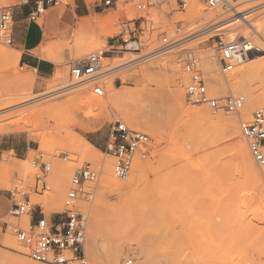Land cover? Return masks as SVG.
<instances>
[{
    "label": "rangeland",
    "instance_id": "rangeland-1",
    "mask_svg": "<svg viewBox=\"0 0 264 264\" xmlns=\"http://www.w3.org/2000/svg\"><path fill=\"white\" fill-rule=\"evenodd\" d=\"M185 1L188 6L183 9L180 0H118L70 36L47 46L44 57L61 66L44 82L34 70L23 66L21 57L17 59L20 52L0 42V127H23V131L0 133V224L9 225L0 233V264H23V260L40 264L30 259L13 231L15 227H29L30 217L18 219L9 214L10 206L24 199L44 204L49 219L63 212L66 200H75L78 210L87 216L84 264H113V257L114 264H264V197L259 190H264V169L251 157L258 189L240 167L232 145L237 132L244 139L241 123L250 121L258 110L252 99L264 102V71L249 69L264 61V30L259 35L254 31L256 23L264 25V0L238 3V10H246L255 20V29L240 18L238 29L224 26L214 32L216 36L211 33L198 42L158 52L163 37L170 42L192 37L195 30L188 25L196 15L212 16L200 25L209 28L224 13L210 9L204 0ZM18 2L0 0V10ZM141 4L147 8L140 10ZM231 16L222 17L228 20ZM127 29L133 32L131 37ZM124 35L136 43L126 47L122 44ZM220 39L233 45L236 65L227 75L219 66ZM244 39L263 53L245 61L239 49ZM100 51L115 52L113 58L104 55L101 61L103 71L112 70L102 81L104 97L95 96L88 85L74 86L71 78L73 65ZM190 52L199 59L200 72L212 97L245 98L239 113L188 103L191 76L184 63ZM151 54L156 55L145 60ZM132 59L133 63L122 65ZM117 65L122 66L113 68ZM58 75L63 78L58 80ZM240 75L245 84L230 87V78L241 79ZM180 92L186 114L177 107ZM120 93L128 97L120 101ZM195 111L225 119L233 128L196 122ZM116 122L152 140L150 155L135 160L125 181L114 176L117 160L106 150ZM44 138L45 142L41 140ZM86 141L95 144L97 151H91ZM79 148L92 159H84ZM109 162L114 163L111 175L105 169ZM137 162L144 163L147 170L131 186ZM35 163L42 169L43 164L51 165L46 174L50 185L47 192L36 190L40 171ZM87 164L101 172L97 183L86 186V192L94 194L90 203L71 184L74 173ZM63 172L67 179L64 182L60 179ZM105 179L122 185L120 190L103 193ZM103 197L106 201L97 211ZM11 242L19 249L11 247Z\"/></svg>",
    "mask_w": 264,
    "mask_h": 264
},
{
    "label": "built area",
    "instance_id": "built-area-1",
    "mask_svg": "<svg viewBox=\"0 0 264 264\" xmlns=\"http://www.w3.org/2000/svg\"><path fill=\"white\" fill-rule=\"evenodd\" d=\"M240 0H204L210 9H221L225 15H232L228 20L236 18L237 5ZM95 2L106 9L112 8L118 0H95ZM63 3V0H46L37 2V9L31 15L30 19L35 21L37 17L44 12L45 6H56ZM185 0H180V7L187 8ZM13 6H6L0 10V42L12 46V27L14 16ZM140 10L147 8L146 4L138 6ZM226 19V21H228ZM215 20L213 23L218 22ZM225 20L221 23L226 22ZM218 23L216 25H219ZM215 25V26H216ZM214 27V26H213ZM208 28L209 32L217 29ZM129 32V29H127ZM133 32H129L131 37ZM218 33H214L216 36ZM122 38V44L131 43V39ZM179 42H170L167 37L162 38V47L158 52L165 53L174 48ZM241 47V48H240ZM239 48L245 52L254 51V45L246 41L239 44ZM219 66L223 75L234 70L236 65L233 53V45L225 44L221 39L218 43ZM107 52L100 51L94 55L71 67V78L74 86H90L92 92L97 97L105 96V88L102 83L104 77L110 71H103L101 61ZM184 69L191 76L190 84L187 87V101L192 106L209 105L211 108L218 110L224 109L232 113H239L245 106L244 97L229 96L222 99L212 97L205 85L203 75L200 72L199 59L195 53H187V60L184 63ZM241 132L247 141L249 151L256 165L264 169V110L254 112L248 122L241 123ZM151 138L149 135L135 129L129 128L122 122H116L111 128L110 137L106 150L117 160L114 176L122 181L129 178L134 162L137 158L146 159L151 152ZM2 155L0 152V162ZM40 171L37 179L36 190L44 193L50 190L46 174L51 170L50 164H43V169L37 163L34 164ZM101 172L87 164L82 169L77 170L71 184L79 194L84 195V201L90 203L94 194L91 191L86 192L88 184H95L99 181ZM0 190V195L2 194ZM14 198L15 194L11 193ZM75 200L68 199L65 202L63 212L57 213L50 219L45 213L44 204H34L30 199H24L14 203L9 208V214L14 218L28 216L31 218L27 229L15 227L14 234L17 241L23 245L28 252L30 259L40 264H75L86 263V254L84 245L87 237V216L81 213L75 205ZM9 225L0 224V233ZM127 264H132L129 262Z\"/></svg>",
    "mask_w": 264,
    "mask_h": 264
},
{
    "label": "crops",
    "instance_id": "crops-1",
    "mask_svg": "<svg viewBox=\"0 0 264 264\" xmlns=\"http://www.w3.org/2000/svg\"><path fill=\"white\" fill-rule=\"evenodd\" d=\"M39 1L46 0H19L13 5L12 46L20 52L16 57L18 60L21 57L23 66L34 70L44 82L53 77L61 65L53 59L39 56L37 52L46 53V47L50 43L70 36L77 27L103 14L106 8L95 1L89 3L87 0H68V3L45 6L44 12L32 21L30 17L36 11ZM114 56L113 51L105 54L108 59ZM90 144L95 147L92 142Z\"/></svg>",
    "mask_w": 264,
    "mask_h": 264
},
{
    "label": "bare ground",
    "instance_id": "bare-ground-1",
    "mask_svg": "<svg viewBox=\"0 0 264 264\" xmlns=\"http://www.w3.org/2000/svg\"><path fill=\"white\" fill-rule=\"evenodd\" d=\"M153 1V0H152ZM156 1V0H155ZM252 1V0H251ZM242 4V3H241ZM262 5V4H261ZM235 6H237V14H236V18H234V19H231V20H228V21H226V18H224V17H222V15H219L215 20H218L219 19V21L218 22H216L215 24L213 23L212 25H210V27L209 28H211V27H213L212 29H218L219 31H221L220 29H222V28H224V26H227V28L228 27H233V26H236L237 28L236 29H238V28H240V26H241V19L240 18H242V20H244V21H246V23L244 22V24L245 25H248L249 27H251L252 29L254 28L255 29V27H254V25H255V23L253 24V22L252 21H255L253 18H250V17H252V16H248V14H247V11L246 10H243V11H240V9L238 10V4L237 5H235ZM256 7V6H255ZM198 14V13H197ZM192 15V14H191ZM212 16H208V14H205V13H203V14H198V15H196L194 18H192L191 19V21H190V23H189V25H188V27H193L192 29H193V31L195 30V32H193V36L192 37H190V38H188V39H185V40H181L182 42H180V41H177V42H179V43H177L175 46H174V48L175 47H177L178 45L180 46H182V45H188V44H190V43H195V42H198V41H200L201 39H204V38H206V37H208V35H210L211 33L213 34L214 32H216V31H214V32H209V30L207 31L206 29H208V28H200V25H201V23L202 22H204V21H206L207 19H209V18H211ZM223 20H225L226 22H224V23H221ZM93 21V20H92ZM104 21H106V20H104ZM218 23H221V25L219 24V26L218 25H216V24H218ZM259 23V22H258ZM260 24H261V22H260ZM260 24H258L257 25V23H256V29L254 30L258 35L259 34H262L263 33V30H264V25H260ZM86 24H82L81 26L83 27V26H85ZM216 25V26H215ZM202 26H204V25H202ZM217 30V31H218ZM232 30H235V28L234 29H232ZM230 31H231V29H230ZM246 41H249L248 39H244L241 43L242 44H244V43H246ZM202 42V41H201ZM132 43H136V42H131V43H129L127 46H129L130 44H132ZM240 43V44H241ZM51 45L49 44L48 45V47H50ZM47 48V47H46ZM173 48V49H174ZM254 48L256 49V50H254V51H249V52H245V51H243L242 49H240V56L245 60V61H249L250 59H252L255 55H257V54H259V53H263V51H262V49L260 48V47H258V46H254ZM178 49V48H177ZM190 50V49H189ZM234 53V52H233ZM37 54L39 55V56H44L43 55V53H41L40 51L39 52H37ZM155 55L156 54H151L149 57H146L145 58V60L146 59H153L154 57H155ZM94 56V55H93ZM86 59H88V58H86ZM104 59V58H103ZM135 60V59H134ZM133 59L131 60V61H129V62H127V63H125V64H122V65H126V64H129V63H133V61H134ZM164 62L166 63L167 61H165L164 60ZM164 64V63H163ZM122 65H117V66H115V67H113V68H116V67H119V66H122ZM162 65V64H161ZM162 67V66H161ZM243 68V67H242ZM250 70H253V71H261V70H263L264 71V61L263 62H259V63H255V64H253L250 68H249ZM239 70H240V68H239ZM216 71V70H215ZM211 72V71H210ZM262 73V72H261ZM139 76V75H138ZM142 77V76H141ZM240 77H241V75H240ZM58 80L59 79H61V78H63V77H61L60 75H58L57 77H56ZM239 78V77H238ZM238 78H235V76L234 77H231L230 78V80L228 81V84H229V86L230 87H232V88H237V87H242L244 84H245V78L244 77H241V79H238ZM57 82V81H56ZM225 83V82H224ZM182 92H183V90H182ZM182 92H180V93H178V95H177V107L179 108V110L182 112V114H186V111H185V109H184V106H183V93ZM127 95V97H128V94L127 93H123V94H119L118 96H117V98H118V100H120L121 101V99L122 98H124L125 96ZM250 97V96H249ZM250 98H252V97H250ZM18 100H21V99H18ZM176 100V99H175ZM250 103V102H249ZM252 105H255V106H257L258 107V110H264V108H262L261 106H264V102L263 101H259V99H255V100H253L252 99ZM19 105V104H18ZM13 106H15V104L14 105H12V107ZM8 108H9V106H8ZM189 108V107H188ZM191 108V107H190ZM10 109V108H9ZM256 109V108H255ZM45 110V109H44ZM257 110V111H258ZM9 111V110H8ZM256 112V111H255ZM193 114H194V116H195V120H196V122H199V123H203V124H205V125H208V126H212V127H218V128H222V129H226L228 126H230V124L224 119V120H221V119H217V118H213V117H210V116H208V115H205L203 112H201V111H195V112H193ZM37 115V114H36ZM36 118V117H35ZM40 119V118H39ZM38 120V119H37ZM236 125H237V123H236ZM1 128V127H0ZM233 128V127H232ZM231 127L229 128L228 127V130L230 129H232ZM19 130H22L23 131V127L21 128V127H19L18 125H14V124H11V125H8L7 127H5V128H1V130H0V133L1 134H4V133H6V134H10V133H15V132H17V131H19ZM235 130V129H234ZM236 132V131H235ZM229 133V132H228ZM5 134V135H6ZM44 135V134H43ZM44 137H46V135H44ZM47 139V138H46ZM41 140H43V142H45L44 140H45V138L44 139H41ZM48 140V139H47ZM243 138H242V136H241V134H240V132L238 133H236V135L233 137V140H232V145H233V148H234V150H235V152H236V155H237V158H238V160H239V163H240V167H242V168H239L240 170L242 169V170H244L245 171V173H247V175L250 177V178H252V180H253V184L259 189V182H258V180H257V174H256V171H255V169H254V167H253V163H252V159H251V157L252 156H250L251 155V153H249L250 151L249 150H247V147H246V144L243 142ZM245 141V140H244ZM42 142V141H41ZM86 143V145H87V147L91 150V151H93V152H95V151H97V149L94 147V146H92L90 143H88L87 141L85 142ZM79 150V152H81V154H82V157L84 158V159H90L91 158V156L90 155H88V153L87 152H82L81 151V149L79 148L78 149ZM235 154V153H234ZM90 156V157H89ZM92 159V158H91ZM237 160V161H238ZM113 168H114V163L113 162H109V163H107L106 164V166H105V169H106V173H109L108 175H111V172H113ZM147 167L144 165V163H142V162H137L136 164H135V169H134V173H133V176H132V178H131V186H133L134 184H137L138 183V179L139 178H141L142 176H144V174H145V172H146V169ZM240 173V172H239ZM64 174V172L62 173V175ZM62 175H61V181H63L64 182V180L66 179L65 177H64V175H63V177H62ZM244 175V174H243ZM67 177V176H66ZM67 180V179H66ZM104 182V184H103V186H104V191H103V193H106L107 191H113V192H115V191H117L118 192V190H120V188H121V186L122 185H119V184H114V183H111V182H109V180L108 179H105V181H103ZM129 186H130V184H129ZM136 186V185H135ZM134 188V187H133ZM260 190V193H261V195H262V197H264V190L263 189H259ZM105 198L103 197L102 199H101V201L99 202V206H98V208L96 209L97 211H99L102 207H103V205H104V203H105ZM93 226H94V228H96L97 227V222H96V220H94V222H93ZM11 247H14V248H16L17 250L19 249V247L17 246V244L15 243V242H11ZM172 261V260H171ZM116 262V257H113V264ZM19 264V263H18ZM23 264H27V262H26V260H23ZM31 264V263H30Z\"/></svg>",
    "mask_w": 264,
    "mask_h": 264
}]
</instances>
